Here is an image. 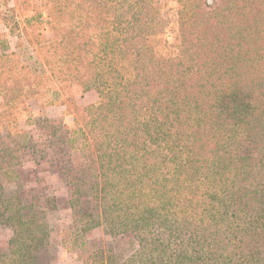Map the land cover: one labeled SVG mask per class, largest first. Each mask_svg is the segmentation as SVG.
<instances>
[{
  "label": "trees",
  "instance_id": "trees-1",
  "mask_svg": "<svg viewBox=\"0 0 264 264\" xmlns=\"http://www.w3.org/2000/svg\"><path fill=\"white\" fill-rule=\"evenodd\" d=\"M63 1L98 100L63 135L85 158L60 172L78 216L62 245L102 224L134 251L119 263L100 247L84 264H264V0ZM15 163L0 158V179L19 178ZM0 201L12 231L0 264H40L44 213L19 192Z\"/></svg>",
  "mask_w": 264,
  "mask_h": 264
},
{
  "label": "rangeland",
  "instance_id": "rangeland-1",
  "mask_svg": "<svg viewBox=\"0 0 264 264\" xmlns=\"http://www.w3.org/2000/svg\"><path fill=\"white\" fill-rule=\"evenodd\" d=\"M56 1L0 0V158L16 161L19 174L9 182L0 179L4 181L0 190L3 196L19 192L22 203H32L44 213L49 243L40 254V264H84L100 247H112L120 263L136 242L130 233L107 235L102 224L81 232L84 246L67 250L62 245L64 231L72 230L78 216L68 208L69 190L60 172L76 168L85 158L79 150L66 153L63 135L83 124L98 93L93 79L76 73L77 48L59 25V16L74 14V6ZM20 131L28 132L30 139L17 145ZM72 135L77 136L76 144L82 138ZM11 233L2 220L0 251Z\"/></svg>",
  "mask_w": 264,
  "mask_h": 264
}]
</instances>
